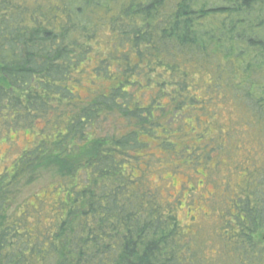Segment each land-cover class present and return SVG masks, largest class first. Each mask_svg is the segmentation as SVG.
<instances>
[{"label": "trees", "instance_id": "obj_1", "mask_svg": "<svg viewBox=\"0 0 264 264\" xmlns=\"http://www.w3.org/2000/svg\"><path fill=\"white\" fill-rule=\"evenodd\" d=\"M1 142L0 264H264V0H0ZM180 166L226 168L207 228Z\"/></svg>", "mask_w": 264, "mask_h": 264}, {"label": "rangeland", "instance_id": "obj_2", "mask_svg": "<svg viewBox=\"0 0 264 264\" xmlns=\"http://www.w3.org/2000/svg\"><path fill=\"white\" fill-rule=\"evenodd\" d=\"M80 94L85 96V89L80 90ZM202 123L207 120V118L200 117ZM229 115L226 114L223 117H219V122H222V126L228 125ZM194 128H197L198 125L195 123L191 124ZM201 126L199 127V131L201 130ZM189 133H192L193 130L186 128ZM214 130L212 129V132ZM195 134V132H194ZM13 139L16 142V147H23L29 142L32 137L30 134L18 135V137L13 136ZM192 142H194V138H190ZM190 142V141H189ZM9 153V146L5 142L0 143V158L5 157ZM158 155L159 152L156 151ZM238 158L240 155L238 154ZM237 158V159H238ZM215 161L212 160L210 162V167L214 166ZM220 168V167H219ZM226 168H220V172L217 174L219 177L216 178V182L212 180L213 176L208 174V171L203 166L197 167V173L193 172L190 169L184 167V169L180 166V171L171 173L170 170H165L161 173L160 178H165L166 182L160 181L156 175L152 176V180L155 184H160L162 193L164 196H173L177 197L181 200V209L178 212V218L183 223H189L190 220H195L194 225L195 228L204 226L208 227L210 223V218L208 215L211 212V200L213 198H218L220 191H222V185L224 184V177L221 175L226 174ZM205 178H202V177ZM56 172L55 171H47L41 170L34 181L27 187L23 189V193L21 196V200H29L32 198L34 194H42L43 189L52 184L56 180ZM232 183H237L239 179L236 177H232L229 179ZM164 183V184H163ZM167 186V187H166ZM166 187V189H165ZM194 194V195H190ZM209 230V229H208ZM264 233H259L256 236V240L258 242L263 241ZM264 247V244L262 245Z\"/></svg>", "mask_w": 264, "mask_h": 264}, {"label": "water", "instance_id": "obj_3", "mask_svg": "<svg viewBox=\"0 0 264 264\" xmlns=\"http://www.w3.org/2000/svg\"><path fill=\"white\" fill-rule=\"evenodd\" d=\"M263 240H264V237H263Z\"/></svg>", "mask_w": 264, "mask_h": 264}]
</instances>
